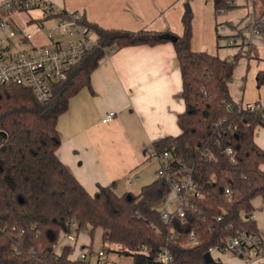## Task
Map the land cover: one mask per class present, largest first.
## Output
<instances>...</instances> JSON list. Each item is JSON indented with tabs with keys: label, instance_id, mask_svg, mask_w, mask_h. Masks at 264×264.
Here are the masks:
<instances>
[{
	"label": "trees",
	"instance_id": "1",
	"mask_svg": "<svg viewBox=\"0 0 264 264\" xmlns=\"http://www.w3.org/2000/svg\"><path fill=\"white\" fill-rule=\"evenodd\" d=\"M230 1L214 0L215 9L234 7ZM84 22L98 35L99 44L70 69L67 80L53 85L50 100L38 101L26 86L0 83V264H91L71 259L70 246L56 250L62 233H78L86 225L91 233L103 229L111 245L132 256V264H156L164 247L173 253L171 264H207L204 255L209 248L239 230L261 236L250 216L254 199H264V148L255 140L264 115L240 108L230 94L239 54L230 61L193 50L191 10L183 15V34L173 41L185 102L179 115L182 131L154 141L153 148L163 153L175 146L174 155L193 168L207 193L206 199L193 201L197 211L188 209L184 222L175 214L169 221L163 219L158 206L171 192L165 178L144 185L138 195H118L115 182L98 185L92 195L61 161L58 120L70 99L92 86L91 74L104 56L111 49L166 42L172 34L107 29ZM256 80L264 85V69L257 72ZM226 146L233 147L234 162ZM226 186L232 190L230 201L225 198ZM72 222H77V228L71 227ZM192 229L200 241L191 246L186 242ZM208 264L225 263L218 259Z\"/></svg>",
	"mask_w": 264,
	"mask_h": 264
},
{
	"label": "crops",
	"instance_id": "2",
	"mask_svg": "<svg viewBox=\"0 0 264 264\" xmlns=\"http://www.w3.org/2000/svg\"><path fill=\"white\" fill-rule=\"evenodd\" d=\"M47 1L68 12H79L88 22L103 28L169 31L175 35L183 34V15L191 10L193 50L222 58L239 54L234 73L240 76L246 71L242 95L235 97L240 82L229 86L230 94L237 104L257 103L264 113V85L255 86L257 72L264 69V29L254 34L248 29L252 19L264 11L261 0H234L235 6L224 13L215 9L214 0ZM10 17L18 31L10 41L13 50L48 44L50 28L57 23V17H44L39 6L17 9ZM38 23L43 24L42 29H38ZM24 30L32 34L31 38L18 41ZM0 36H4L1 31ZM231 39L236 43L230 45ZM91 83L70 99L69 108L58 120L61 144L57 155L92 195L98 185L113 182L118 195L139 194L144 185L157 178L159 162L150 157L153 142L182 131L179 115L185 110V102L173 41L130 45L108 52L92 72ZM110 111H116V116L103 122ZM258 128L255 140L264 148V129L261 135ZM132 171L138 178L129 184L126 177ZM255 211L254 219L264 238V213L259 216ZM90 231L91 226L86 225L78 233L72 232L73 236L62 233L57 252L70 246L69 257L76 259L81 248L92 245ZM219 257L225 264H264V257L247 262L233 252L225 255L226 260L222 254Z\"/></svg>",
	"mask_w": 264,
	"mask_h": 264
},
{
	"label": "built area",
	"instance_id": "3",
	"mask_svg": "<svg viewBox=\"0 0 264 264\" xmlns=\"http://www.w3.org/2000/svg\"><path fill=\"white\" fill-rule=\"evenodd\" d=\"M234 3L235 1H230V4ZM38 6L43 8L44 17H57V23L50 28L49 37L52 38L56 30L60 29L68 34V38L66 41H50L48 44L37 48L13 50L10 41L18 36V31L11 20V14L17 9H31ZM226 10V8H220L218 12L224 13ZM249 26L248 29L252 34L264 29V12L260 17L252 19ZM37 27L42 29L43 24L38 23ZM0 31L4 35L0 36V83L6 86L16 84L26 86L41 102L50 100L54 93L53 85L67 80L70 69L88 51L99 44L98 35L84 22L83 14L68 12L47 0H2L0 2ZM19 35L18 41L27 40L32 36L27 30L22 31ZM229 43L233 45L236 42L231 39ZM234 56H230L228 59L233 61ZM240 106V108L252 111L259 110L257 103ZM115 116L116 111H110L102 118V121H111ZM220 123L219 121L216 124L219 125ZM174 150L175 146H172L170 150L157 153L152 147L150 156L159 162L156 177L165 178L171 186L169 196L163 200L169 206L159 205L158 210L165 221H169L175 214L184 222L188 209L193 208L195 212L197 211L193 201L206 199L207 193L204 192L203 185L194 177L193 168L182 163L181 158L174 155ZM225 152L234 162L236 158L233 147L226 146ZM205 155L209 156L210 154L206 152ZM134 178H138L136 171L127 175V183H132ZM224 194L228 201L232 199L230 187L226 186ZM77 225V222L71 223L73 229L77 228ZM65 234L72 235L73 233ZM199 241L196 231L190 230L186 244L197 245ZM105 243L107 246L109 245L108 242ZM218 251L240 254L245 261L250 262L264 257V238L255 232L241 229L235 235L226 237L220 244L213 245L208 250L211 254ZM88 255L89 249L86 246L81 248L76 259L90 261ZM172 260V251L164 247L157 257L156 264H171ZM95 261L96 264H110L104 248L95 252Z\"/></svg>",
	"mask_w": 264,
	"mask_h": 264
},
{
	"label": "rangeland",
	"instance_id": "4",
	"mask_svg": "<svg viewBox=\"0 0 264 264\" xmlns=\"http://www.w3.org/2000/svg\"><path fill=\"white\" fill-rule=\"evenodd\" d=\"M67 38H68V34L62 32L60 29H57L55 35L52 38H49L48 42L55 41V40L56 41H59V40L66 41ZM238 66L239 65L236 64L235 70L237 69ZM245 72L246 71H244L243 75L240 74V76H239V74L237 75L234 73L232 78H231V81L229 82V86L230 85L236 86L240 82V86H237V89H236V93H237V95H235L236 99H238L237 96L241 97V95H242V84L244 82ZM255 86H257L256 82H255ZM251 92H253V91H251ZM233 94H235V93H233ZM236 102H238V101H236ZM258 127L261 129L260 134L262 135L264 126H262V127L258 126ZM150 157L152 159H154V157H152V156H150ZM262 168L264 169V165L262 166ZM136 195H138V194H136ZM253 202H254V206H255V210H256L255 212L257 214H259V216H260L261 214L264 213V199L262 197H257L256 199H254ZM167 205H168V203L166 201L165 202L163 201L161 203V206H167ZM250 217L252 219H254V213ZM89 237L92 240V245L90 247H88V249H89L88 257H89V260L91 261V264H96L95 252L98 251L100 248H104L106 250L110 264H116V263L132 264V262H133L132 256H127V255L121 253V251L119 250V246H117L116 244L111 245L108 242V240L104 237L103 229L96 228L92 233L90 231ZM106 241L109 243L108 246L105 243ZM220 253L221 252H219V251L213 253L212 254L213 258L215 260H218V258H220L219 256L222 254L223 260H226L225 255H229L231 252H225V253H221V254ZM259 264H262V263L259 262Z\"/></svg>",
	"mask_w": 264,
	"mask_h": 264
},
{
	"label": "water",
	"instance_id": "5",
	"mask_svg": "<svg viewBox=\"0 0 264 264\" xmlns=\"http://www.w3.org/2000/svg\"><path fill=\"white\" fill-rule=\"evenodd\" d=\"M167 37L170 38L172 41L177 39V35H175V34H169V35H167ZM204 258H205V261H206L207 264L216 262V260L213 258L212 254L210 252H207L204 255Z\"/></svg>",
	"mask_w": 264,
	"mask_h": 264
}]
</instances>
